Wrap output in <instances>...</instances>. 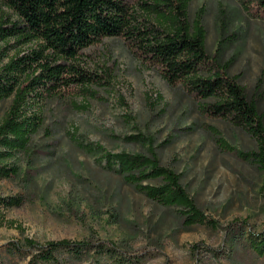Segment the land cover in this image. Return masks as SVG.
<instances>
[{
    "label": "rangeland",
    "instance_id": "rangeland-1",
    "mask_svg": "<svg viewBox=\"0 0 264 264\" xmlns=\"http://www.w3.org/2000/svg\"><path fill=\"white\" fill-rule=\"evenodd\" d=\"M188 15L201 19L208 52L229 64V73L264 117V20L248 16L237 0H192ZM7 18L15 20L0 0V23ZM227 37L231 42L220 46ZM17 49L3 46L0 67ZM82 67L106 72V83L89 86L95 95L79 92L42 101L36 107L43 118L39 132L26 153L9 161L20 169L19 177L0 180V198L22 200L0 207V264H30L35 249H10L24 238L81 241L92 234L142 254L126 264H264V256L249 247L264 241V174L254 162L222 151L214 130L242 152L256 151V140L202 115L195 100L144 66L120 38L87 50ZM10 104L11 99L0 102V123ZM140 135L143 140L126 139ZM90 143L111 153L155 154L180 174L200 210L220 227L185 228L175 209L124 182L102 152L83 148ZM235 221L243 224L245 242L226 236L224 228ZM195 244L201 246L194 250ZM57 255L59 262L49 264H115L92 249L80 257L69 250Z\"/></svg>",
    "mask_w": 264,
    "mask_h": 264
},
{
    "label": "trees",
    "instance_id": "trees-1",
    "mask_svg": "<svg viewBox=\"0 0 264 264\" xmlns=\"http://www.w3.org/2000/svg\"><path fill=\"white\" fill-rule=\"evenodd\" d=\"M191 1L136 0L133 4L129 0H2L15 20L2 19L0 50L3 46L18 49L0 67V102L11 99L0 123V180L19 177L20 169L9 161L26 153L32 137L39 132L43 118L36 107L42 101L79 92L95 95L89 86L106 83V72L86 70L82 61L87 50L107 38H120L144 66L156 71L169 86L181 87L198 104L202 115L227 122L253 137L257 150L242 152L214 130L222 151L254 162L264 174V117L257 101L250 99L238 78L229 73V64L221 63L208 52L207 32L201 19L189 18ZM237 1L248 16L264 20V0ZM231 40L224 38L220 46ZM158 98L161 100L160 95ZM126 139L144 138L140 135ZM82 146L89 152H102L108 168L118 167L124 182L135 185L148 199L175 209L185 228L220 227L200 210L184 188L180 174L162 165L155 154L111 153L92 143ZM21 202L20 198H0V207L8 209ZM4 223L15 226L14 221ZM17 229L21 231V226ZM224 231L237 243L246 241L243 224L238 221ZM200 246L195 244L193 249ZM249 247L264 256V241L250 243ZM25 248L36 250L30 264L57 263V253L63 250L80 257L92 249L100 258L106 257L115 264H126L142 256L95 234L81 241L41 243L24 238L10 244L11 251Z\"/></svg>",
    "mask_w": 264,
    "mask_h": 264
}]
</instances>
